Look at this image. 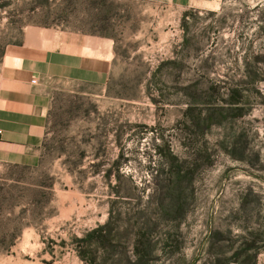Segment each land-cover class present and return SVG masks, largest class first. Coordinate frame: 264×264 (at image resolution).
Segmentation results:
<instances>
[{
	"label": "rangeland",
	"instance_id": "rangeland-1",
	"mask_svg": "<svg viewBox=\"0 0 264 264\" xmlns=\"http://www.w3.org/2000/svg\"><path fill=\"white\" fill-rule=\"evenodd\" d=\"M60 30L111 70L0 151V264H264V0H0V70Z\"/></svg>",
	"mask_w": 264,
	"mask_h": 264
},
{
	"label": "crops",
	"instance_id": "crops-1",
	"mask_svg": "<svg viewBox=\"0 0 264 264\" xmlns=\"http://www.w3.org/2000/svg\"><path fill=\"white\" fill-rule=\"evenodd\" d=\"M108 38L60 30L10 45L0 73V151L22 158L44 135L53 92L103 86L111 70ZM36 82L33 83V80Z\"/></svg>",
	"mask_w": 264,
	"mask_h": 264
},
{
	"label": "built area",
	"instance_id": "built-area-1",
	"mask_svg": "<svg viewBox=\"0 0 264 264\" xmlns=\"http://www.w3.org/2000/svg\"><path fill=\"white\" fill-rule=\"evenodd\" d=\"M35 82H36V79L33 80V83H35ZM0 133H1V130H0Z\"/></svg>",
	"mask_w": 264,
	"mask_h": 264
},
{
	"label": "trees",
	"instance_id": "trees-1",
	"mask_svg": "<svg viewBox=\"0 0 264 264\" xmlns=\"http://www.w3.org/2000/svg\"><path fill=\"white\" fill-rule=\"evenodd\" d=\"M94 263L96 262L95 260L93 261ZM96 264V263H95Z\"/></svg>",
	"mask_w": 264,
	"mask_h": 264
}]
</instances>
